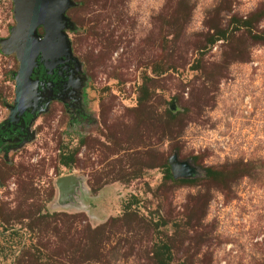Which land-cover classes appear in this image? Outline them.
Returning a JSON list of instances; mask_svg holds the SVG:
<instances>
[{
  "label": "rangeland",
  "instance_id": "374dc122",
  "mask_svg": "<svg viewBox=\"0 0 264 264\" xmlns=\"http://www.w3.org/2000/svg\"><path fill=\"white\" fill-rule=\"evenodd\" d=\"M69 1L76 93L0 155V264H264V0Z\"/></svg>",
  "mask_w": 264,
  "mask_h": 264
},
{
  "label": "water",
  "instance_id": "95a60500",
  "mask_svg": "<svg viewBox=\"0 0 264 264\" xmlns=\"http://www.w3.org/2000/svg\"><path fill=\"white\" fill-rule=\"evenodd\" d=\"M12 1L17 25L12 29L10 37L2 41V49L7 54L15 53L19 69L15 75V103L9 107L11 115L7 123L21 120L23 125L21 116L25 112H30L33 120L35 112L28 109L35 107L39 102V81L32 78L38 63H43L46 69H51L61 62L75 63L69 41L63 31L69 25L64 13L71 3L69 0ZM41 24L45 30L43 37L37 33V28ZM49 102L45 101L38 113L44 111ZM28 136L29 139L31 136ZM170 167L173 176L177 177L179 175L177 168L180 167L175 159L170 160Z\"/></svg>",
  "mask_w": 264,
  "mask_h": 264
},
{
  "label": "flooded vegetation",
  "instance_id": "af4514ba",
  "mask_svg": "<svg viewBox=\"0 0 264 264\" xmlns=\"http://www.w3.org/2000/svg\"><path fill=\"white\" fill-rule=\"evenodd\" d=\"M75 63L66 61L58 63L46 69L43 63L39 62L32 78L38 79V97L39 102L35 107H30L28 111L34 110L37 113L45 101H58L61 103H69L73 100L76 93V75ZM49 102V103H50ZM21 120H15L11 123H3L0 125V155H6L11 147H17L22 141L28 139L32 115L25 112L21 116Z\"/></svg>",
  "mask_w": 264,
  "mask_h": 264
}]
</instances>
